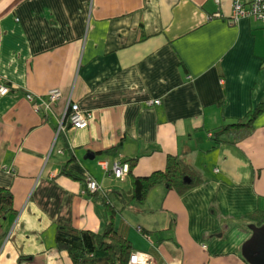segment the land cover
<instances>
[{"label":"crops","instance_id":"0c3cea01","mask_svg":"<svg viewBox=\"0 0 264 264\" xmlns=\"http://www.w3.org/2000/svg\"><path fill=\"white\" fill-rule=\"evenodd\" d=\"M231 1L0 0V76L13 86L0 94V185L17 209L0 264H73L55 243L57 223L105 226L103 205L60 172L57 128L70 103L92 113L67 130L79 158L70 165L101 189L130 185L99 164L117 156H138L133 170L144 175L184 155L203 174L183 194L157 184L121 210L111 198L134 249L153 264H247L246 217L264 209V26L229 21ZM51 88L61 91L53 112L36 111L26 92ZM260 102L250 135L212 148L213 127Z\"/></svg>","mask_w":264,"mask_h":264},{"label":"trees","instance_id":"16d2710c","mask_svg":"<svg viewBox=\"0 0 264 264\" xmlns=\"http://www.w3.org/2000/svg\"><path fill=\"white\" fill-rule=\"evenodd\" d=\"M0 82L9 86L8 91L13 89L12 84L2 76H0ZM28 95L31 96V99ZM25 96L36 108V111L44 108L45 113L48 114L53 112L52 105L61 96V91L60 96L55 100H51L47 93L39 95L27 91ZM73 104L70 103L68 105L62 121V128L57 131L61 139V147H58L56 151L59 154H67L66 163L60 172L77 180L80 183L81 193L85 194L87 199L103 205L105 226L101 231H97L90 227L79 228L72 223H57L54 233L55 243L67 250L73 264H129L130 255L140 250L134 249L131 240L120 231L119 222H116L119 207L115 205L111 198L117 197L120 200L121 210L133 202L143 203L147 199L151 188L157 184H163L168 188L174 189L177 193L183 194L201 184L203 174L190 158L184 155L168 154L163 168L155 169L144 175L138 174L133 170L138 156L127 158L117 156L112 164L105 163L106 166H104L102 161H99V164L106 173H110L116 180L129 176L130 185L128 188L121 189H101L100 182L88 168H84L81 165L80 169H76L70 165L73 161L79 159L75 149L68 144L66 136L67 130L73 127L69 119L70 113L73 111ZM46 105L49 107H46ZM261 110L262 102L245 117L213 127L209 133L213 142L212 148L220 143L237 144L250 135L253 131V121ZM89 112L85 111L84 113L88 114ZM90 114L92 116L91 112ZM117 161L121 165L128 166L126 174L122 177H116L113 172V164ZM92 180L97 183V187L94 189L89 187ZM16 214L17 209L12 189L8 186L0 185V246L9 234ZM246 219L257 225L264 224V209H257L247 215ZM138 230L141 231V228H138ZM142 252L147 253L150 257L152 256L155 260L153 254L146 251ZM246 263L250 264L247 261Z\"/></svg>","mask_w":264,"mask_h":264},{"label":"built area","instance_id":"2783aa9c","mask_svg":"<svg viewBox=\"0 0 264 264\" xmlns=\"http://www.w3.org/2000/svg\"><path fill=\"white\" fill-rule=\"evenodd\" d=\"M252 16L255 19L259 20L262 25L264 26V0H232L231 1V13L229 15L228 20L231 22H235L239 19L240 16ZM9 90V86L0 82V94H4ZM47 95L51 100H55L60 96V90L58 88H51L47 91ZM31 99V96L28 95ZM157 102L159 100H156ZM152 101H148L151 103ZM46 107H49L46 105ZM73 111L70 113L69 119L71 125L74 128H83L87 125L88 119L91 117L89 111L88 114H85L83 110L79 107L77 103L73 104ZM62 128V122H60L57 131ZM105 162H102L104 166ZM127 165H121L117 162L113 164V172L116 177H122L126 174ZM90 188H96L97 183L92 180L90 181ZM129 264H152L151 257L142 251H135L129 257Z\"/></svg>","mask_w":264,"mask_h":264},{"label":"water","instance_id":"95a60500","mask_svg":"<svg viewBox=\"0 0 264 264\" xmlns=\"http://www.w3.org/2000/svg\"><path fill=\"white\" fill-rule=\"evenodd\" d=\"M88 157L94 154L88 153ZM250 236L241 245V254L250 264H264V224L250 223Z\"/></svg>","mask_w":264,"mask_h":264},{"label":"rangeland","instance_id":"374dc122","mask_svg":"<svg viewBox=\"0 0 264 264\" xmlns=\"http://www.w3.org/2000/svg\"><path fill=\"white\" fill-rule=\"evenodd\" d=\"M245 16H247V15H244V16H240L239 18H241V17H245ZM156 100H159L158 102L156 101ZM160 102V99L159 98H156V99H154V100H152V102L151 103H159ZM34 108V107H33ZM35 110H36V108H34ZM86 127V126H85ZM58 133V132H57ZM208 138V137H207ZM193 156V155H192ZM102 208V207H101ZM118 218H119V216H117V220H118ZM134 225H135V223H134ZM104 228V227H103ZM103 228H100L99 230H97V229H94V230H97V231H101Z\"/></svg>","mask_w":264,"mask_h":264}]
</instances>
